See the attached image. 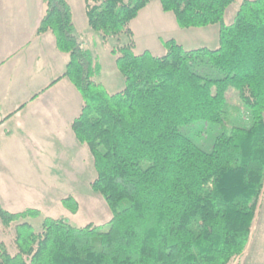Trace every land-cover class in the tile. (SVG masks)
Masks as SVG:
<instances>
[{
	"label": "trees",
	"instance_id": "obj_1",
	"mask_svg": "<svg viewBox=\"0 0 264 264\" xmlns=\"http://www.w3.org/2000/svg\"><path fill=\"white\" fill-rule=\"evenodd\" d=\"M43 1L36 33L51 32L69 55L62 76L82 96L70 127L92 158L90 187L112 216L83 226L44 217L36 230L27 219L39 209L11 212L0 203L15 249L2 241L0 264L236 261L264 193V0H242L230 24L224 17L234 0H159L180 28L219 26L216 48L187 49L170 38L161 55L134 52L130 22L151 0H86L90 28L103 42H124L110 48L124 79L113 94L95 80L98 57L76 34L68 2ZM230 87L251 114L248 127L226 125ZM196 121L220 126L211 150L183 132ZM61 203L78 211L73 195Z\"/></svg>",
	"mask_w": 264,
	"mask_h": 264
},
{
	"label": "crops",
	"instance_id": "obj_2",
	"mask_svg": "<svg viewBox=\"0 0 264 264\" xmlns=\"http://www.w3.org/2000/svg\"><path fill=\"white\" fill-rule=\"evenodd\" d=\"M66 1L76 34L98 57L100 73L95 80L102 83L110 94L120 91L124 79L110 51L111 44H107L103 59L112 75L111 78L103 76L105 66L98 51L106 42L88 24L86 0ZM44 11L43 0H0V166L9 173L6 184L0 186V203L11 212L20 209L14 204L17 190L10 187L14 184L10 178L15 173V164L22 160L34 163L32 156H35L39 158L42 171L46 170L44 163L53 171L54 157L62 154V149L66 152L65 149L70 147L67 151L70 162L80 152L83 155L89 152L77 141L70 127L80 113L82 96L76 86L62 76L69 55L57 48L51 32L36 33ZM170 13L162 10L159 0H151L131 20L135 53L137 41L145 45L140 53L149 51L161 55L164 53L163 40H178L182 31ZM180 29L185 31L187 28ZM218 33L219 26L212 35L214 40ZM52 140L61 141L59 152ZM6 233L0 221V243Z\"/></svg>",
	"mask_w": 264,
	"mask_h": 264
},
{
	"label": "rangeland",
	"instance_id": "obj_3",
	"mask_svg": "<svg viewBox=\"0 0 264 264\" xmlns=\"http://www.w3.org/2000/svg\"><path fill=\"white\" fill-rule=\"evenodd\" d=\"M241 1L234 0L227 9L224 17L225 24H230L233 21L234 14ZM170 14L174 17L172 12ZM217 27V24L205 27H190L185 31L178 27L182 32L178 35L177 41L187 49L199 47L216 48L218 46V38L215 36L214 40V36L212 35ZM121 37L123 41L127 40L126 36L122 35ZM123 43L119 40L117 42L115 38H110L108 43L106 42L101 45L98 54L105 66L103 76L110 77L112 75L110 68L105 64L103 59L106 54L107 44H115V46H118ZM144 46L143 42L137 41L136 53H140ZM123 87L124 82L122 83ZM226 97L230 104L226 125L248 127L251 124V114L239 98L237 90L234 87L228 88ZM219 130V125L209 124L203 121H196L183 128V132L205 150H211L215 136ZM43 139L46 140V137H43ZM51 142L56 145V151L59 152L61 150L60 146L62 145L61 141L52 140ZM69 149L67 147L65 149L66 152L62 149L64 154H58L54 157L53 171L50 167L48 168V164L46 163L43 164L46 166V170L42 171L41 164L38 161L39 158L35 156H32L34 163H27L22 160V162L20 161V163L15 164V173L10 178V181L14 183L10 187L16 188L17 190V200L14 204L16 203L19 206L20 209L18 211L29 207L37 208L41 211L40 217L27 219L36 230L40 229L44 217L64 218L74 226H83L88 223H106L112 216L101 194L93 191L90 187V181L95 177V170L93 168L92 158L88 155L89 152H86V155L80 152L77 154V158L70 162L68 161L69 157L67 154ZM2 168L1 165L0 186L5 185L9 179V173L3 171ZM67 195H73L77 200L79 208L76 213L70 212L62 205L61 199ZM5 199L4 204L7 206ZM6 232L3 242L7 244L10 252L13 253L15 251L11 243L14 232L13 225ZM231 264H264V193L262 194L257 209L248 245L242 255Z\"/></svg>",
	"mask_w": 264,
	"mask_h": 264
}]
</instances>
